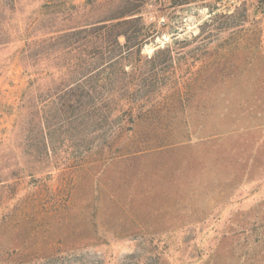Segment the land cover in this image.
Listing matches in <instances>:
<instances>
[{
    "label": "rangeland",
    "instance_id": "374dc122",
    "mask_svg": "<svg viewBox=\"0 0 264 264\" xmlns=\"http://www.w3.org/2000/svg\"><path fill=\"white\" fill-rule=\"evenodd\" d=\"M0 264H264V0H0Z\"/></svg>",
    "mask_w": 264,
    "mask_h": 264
},
{
    "label": "built area",
    "instance_id": "2783aa9c",
    "mask_svg": "<svg viewBox=\"0 0 264 264\" xmlns=\"http://www.w3.org/2000/svg\"><path fill=\"white\" fill-rule=\"evenodd\" d=\"M211 16V12L208 8H202L198 11V13H194L193 15L186 17L184 19L186 25H188V29L195 28L194 33L199 32L200 24L203 20L208 19ZM165 39H168L164 37Z\"/></svg>",
    "mask_w": 264,
    "mask_h": 264
},
{
    "label": "trees",
    "instance_id": "16d2710c",
    "mask_svg": "<svg viewBox=\"0 0 264 264\" xmlns=\"http://www.w3.org/2000/svg\"><path fill=\"white\" fill-rule=\"evenodd\" d=\"M11 2L15 3L17 0H10ZM142 51V50H141Z\"/></svg>",
    "mask_w": 264,
    "mask_h": 264
}]
</instances>
